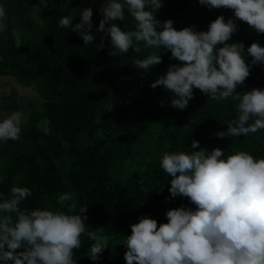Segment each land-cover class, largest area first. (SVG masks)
Wrapping results in <instances>:
<instances>
[{"label": "trees", "instance_id": "1", "mask_svg": "<svg viewBox=\"0 0 264 264\" xmlns=\"http://www.w3.org/2000/svg\"><path fill=\"white\" fill-rule=\"evenodd\" d=\"M103 3L0 0L7 14L6 30L0 33V77H13L38 95L36 105L13 86L2 95L0 110L20 111L25 120L20 140L0 142V200L8 198L15 185L32 192L21 209L67 211L57 198L73 192L76 213L87 206V229L108 239V249L92 261L87 255L93 241L82 237L73 255L77 264H126L123 242L141 216L159 224L167 223L170 208L195 210L188 198H171V177L160 167L165 152L219 147L225 158L237 150L264 158V130L239 137L216 135L227 131V122L237 115L231 98L213 100L194 89L193 98L180 110L171 106L172 94L164 87L150 86L170 64L178 63L169 51L141 43L140 52L129 49L110 56V37L97 31ZM87 7L93 10L95 40L84 45L76 32L61 28L59 20L70 15L78 23L80 11ZM219 15L234 18L232 10L209 9L198 0H163L156 13L160 21L171 19L178 30L194 26L197 31H206ZM235 22L238 31L229 43L243 42L245 51L253 42L264 46V34ZM116 23L125 31L136 27L127 11L125 20ZM101 38L103 48L98 47ZM151 52L160 54L162 63L147 72L134 66V60ZM246 62L251 63V57L246 56ZM254 87L264 88V63L252 65L237 92ZM44 121L46 130L40 126ZM193 140L199 148L191 147Z\"/></svg>", "mask_w": 264, "mask_h": 264}, {"label": "clouds", "instance_id": "2", "mask_svg": "<svg viewBox=\"0 0 264 264\" xmlns=\"http://www.w3.org/2000/svg\"><path fill=\"white\" fill-rule=\"evenodd\" d=\"M198 3L209 9H230L234 18L226 20L219 15L206 31L194 26L178 30L171 19H157L163 0H104L97 31H106L110 37V56L129 49L140 52L141 43L171 53L170 58L178 63L170 64L150 86H162L171 93L172 107L185 109L194 89L213 100L231 98L237 115L227 122V131L217 136H247L264 130V88L237 92L252 65L264 63V46L253 42L245 51L243 42L229 43L238 31L236 20L264 34V0ZM125 11L136 22L135 30L125 31L116 23L125 20ZM6 15L0 4V33L6 30ZM79 15L78 23L66 15L59 26L76 32L84 45L93 44V10L83 8ZM98 47H104L103 38ZM246 56L251 57V63L246 62ZM160 63L162 57L155 52L133 61L145 72ZM23 122L20 111L0 120V142L20 140ZM191 147L199 148V142L193 140ZM160 167L171 177V198L186 197L196 208H170L167 223L141 216L123 242L126 264H264V158L242 150L225 158L219 147L211 151L200 148L165 152ZM31 195L29 188L14 185L9 197L0 200V264H77L74 250L81 247L84 236L93 241L87 256L99 260L108 249V239L87 229V206L76 213L73 192L57 198L67 211L21 209V203Z\"/></svg>", "mask_w": 264, "mask_h": 264}, {"label": "rangeland", "instance_id": "3", "mask_svg": "<svg viewBox=\"0 0 264 264\" xmlns=\"http://www.w3.org/2000/svg\"><path fill=\"white\" fill-rule=\"evenodd\" d=\"M11 86L16 87L23 96L30 98L33 102V105H36L38 100V95L32 87H24L23 85L19 84L15 80V78L9 76H3L0 77V106L3 103L2 95L6 93ZM13 112L15 111L0 110V120L6 118ZM24 120H25V116H24ZM40 126L46 130L47 129L46 121H44V123L43 122L40 123Z\"/></svg>", "mask_w": 264, "mask_h": 264}, {"label": "water", "instance_id": "4", "mask_svg": "<svg viewBox=\"0 0 264 264\" xmlns=\"http://www.w3.org/2000/svg\"><path fill=\"white\" fill-rule=\"evenodd\" d=\"M9 264H11V263H9Z\"/></svg>", "mask_w": 264, "mask_h": 264}]
</instances>
